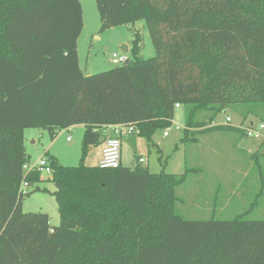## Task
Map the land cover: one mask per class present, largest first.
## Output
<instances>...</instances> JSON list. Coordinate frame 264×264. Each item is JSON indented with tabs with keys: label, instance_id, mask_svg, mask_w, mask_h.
Segmentation results:
<instances>
[{
	"label": "trees",
	"instance_id": "1",
	"mask_svg": "<svg viewBox=\"0 0 264 264\" xmlns=\"http://www.w3.org/2000/svg\"><path fill=\"white\" fill-rule=\"evenodd\" d=\"M94 2L99 31L144 20L155 54L141 58L134 33L132 57L85 75L79 0H0V264H264V220L246 219L247 211L230 219L178 212L176 188L194 168L176 175L49 157L58 225L20 209L30 193H19L22 181H44L25 170V129L54 139L83 125V156L118 123L151 141L172 123L176 104L184 107L186 143L213 132L244 135L212 125L224 110L264 123V0Z\"/></svg>",
	"mask_w": 264,
	"mask_h": 264
},
{
	"label": "rangeland",
	"instance_id": "2",
	"mask_svg": "<svg viewBox=\"0 0 264 264\" xmlns=\"http://www.w3.org/2000/svg\"><path fill=\"white\" fill-rule=\"evenodd\" d=\"M79 2L85 23V31L78 40L82 69L88 50L91 53L89 64L98 69L95 72L118 66L111 62L113 51L132 57L130 47L135 38L134 33L139 36V56L149 58L155 54L144 20L99 31L100 20L94 0ZM94 31L100 32V41L91 39L90 32ZM119 40H125L128 52L119 49ZM227 115L232 120L230 125L238 126L243 131L248 122L254 125L258 123V119L252 115L242 118L228 109L219 112L212 125L221 124ZM183 127L184 107L177 106L172 123L166 128H157L151 135V141L135 134L131 137L133 141L123 137L122 165L133 167L138 164L151 173L163 170L176 175L185 173L186 168H194L176 188L179 197L176 206L184 218L207 219L214 216L230 219L247 211L244 216L246 219L264 220V144L259 147V140L230 132L208 133L198 142L186 143L182 141ZM83 130V125H74L58 130L54 139H51L45 129H25L27 165L36 164L45 155L64 166H76L81 158L84 165L96 166V149L91 150L92 147H89L82 156ZM164 131H167V136L163 135ZM256 150L255 156H251L250 152ZM140 158L142 162L138 161ZM49 176L42 171L44 181L28 188L30 193L22 198L20 209L23 212H44L48 215L49 225L54 226L59 223V214L51 194L55 187L47 180Z\"/></svg>",
	"mask_w": 264,
	"mask_h": 264
},
{
	"label": "built area",
	"instance_id": "3",
	"mask_svg": "<svg viewBox=\"0 0 264 264\" xmlns=\"http://www.w3.org/2000/svg\"><path fill=\"white\" fill-rule=\"evenodd\" d=\"M127 60V57L124 53H112L111 62L113 64H123ZM178 105L176 104V107ZM231 123V118L229 115L225 117L222 121V124L228 125ZM106 128L110 129L109 134L104 140V147L102 149V155L98 162L100 168H117L120 165L121 160V142L122 138L137 133V129L132 123H118L114 125H109ZM164 136H167V131L163 132ZM244 135L249 138H253L259 141H264V123L258 121L256 125L248 122L244 127ZM69 139V137L67 138ZM142 162V159H139ZM26 171L37 170L40 174L43 172L50 174L51 167L49 165L48 158L43 155L39 158L38 162L34 165H26ZM30 187V184L27 181H22L19 187V193L24 195L27 189Z\"/></svg>",
	"mask_w": 264,
	"mask_h": 264
},
{
	"label": "crops",
	"instance_id": "4",
	"mask_svg": "<svg viewBox=\"0 0 264 264\" xmlns=\"http://www.w3.org/2000/svg\"><path fill=\"white\" fill-rule=\"evenodd\" d=\"M113 28V27H112ZM111 29V28H110ZM85 31V23H84V20H83V26H82V30H81V32H80V34H79V36H78V39H77V55H78V65H79V68L81 69V71L85 74V73H88V74H90V73H93V72H95L96 70H98V69H96V68H93V66H91L90 64H89V58H90V50H88L87 52V56H86V61H85V63H84V65H83V69L81 68V66H80V60H79V52H78V40H79V38H80V36H81V34H82V32H84ZM90 37H91V39H95V40H97V41H100L101 40V38H102V36H101V34H100V32H96V31H94V32H90ZM119 43H118V47H119V49L121 50V47H126L127 48V51L126 52H128V50H129V48H128V46H127V44L125 43V40H119L118 41ZM113 53H115L114 51H113ZM222 124V123H221ZM74 126V125H73ZM70 128V127H69ZM109 132H110V129L109 128H106L105 129V138L107 137V135L109 134ZM128 139H131L132 140V138L131 137H128V136H126ZM104 140L105 139H103V141L100 143V144H98L97 146H94V147H92V148H90L91 150L92 149H96V162H97V164H98V162H99V160H100V158H101V153H102V149H103V147H104ZM133 141V140H132ZM141 159V158H140ZM120 164L122 165V156H121V160H120Z\"/></svg>",
	"mask_w": 264,
	"mask_h": 264
},
{
	"label": "water",
	"instance_id": "5",
	"mask_svg": "<svg viewBox=\"0 0 264 264\" xmlns=\"http://www.w3.org/2000/svg\"><path fill=\"white\" fill-rule=\"evenodd\" d=\"M121 51L122 52H126L127 51V48L126 47H121ZM85 75H88V73H85Z\"/></svg>",
	"mask_w": 264,
	"mask_h": 264
}]
</instances>
